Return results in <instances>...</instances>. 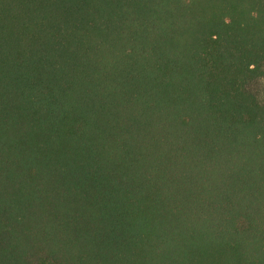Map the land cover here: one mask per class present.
<instances>
[{
  "label": "trees",
  "instance_id": "obj_1",
  "mask_svg": "<svg viewBox=\"0 0 264 264\" xmlns=\"http://www.w3.org/2000/svg\"><path fill=\"white\" fill-rule=\"evenodd\" d=\"M264 0H0V264H264Z\"/></svg>",
  "mask_w": 264,
  "mask_h": 264
},
{
  "label": "rangeland",
  "instance_id": "obj_2",
  "mask_svg": "<svg viewBox=\"0 0 264 264\" xmlns=\"http://www.w3.org/2000/svg\"><path fill=\"white\" fill-rule=\"evenodd\" d=\"M250 88L257 95L259 100L264 103V73L261 77L250 83Z\"/></svg>",
  "mask_w": 264,
  "mask_h": 264
}]
</instances>
